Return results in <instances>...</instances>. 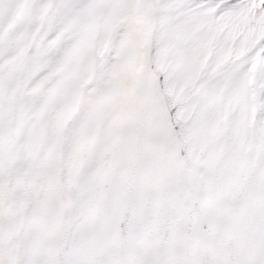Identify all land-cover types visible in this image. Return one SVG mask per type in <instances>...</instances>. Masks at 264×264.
<instances>
[{"label":"snow or ice","instance_id":"6c2138e0","mask_svg":"<svg viewBox=\"0 0 264 264\" xmlns=\"http://www.w3.org/2000/svg\"><path fill=\"white\" fill-rule=\"evenodd\" d=\"M0 264H264V0H0Z\"/></svg>","mask_w":264,"mask_h":264}]
</instances>
